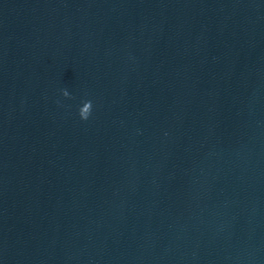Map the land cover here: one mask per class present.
<instances>
[{
	"label": "water",
	"instance_id": "obj_1",
	"mask_svg": "<svg viewBox=\"0 0 264 264\" xmlns=\"http://www.w3.org/2000/svg\"><path fill=\"white\" fill-rule=\"evenodd\" d=\"M0 264H264V0H0Z\"/></svg>",
	"mask_w": 264,
	"mask_h": 264
},
{
	"label": "clouds",
	"instance_id": "obj_2",
	"mask_svg": "<svg viewBox=\"0 0 264 264\" xmlns=\"http://www.w3.org/2000/svg\"><path fill=\"white\" fill-rule=\"evenodd\" d=\"M63 95H67V93H62ZM79 115H80V117L83 119V118H85L86 116H84L82 113H81V111L79 110Z\"/></svg>",
	"mask_w": 264,
	"mask_h": 264
}]
</instances>
